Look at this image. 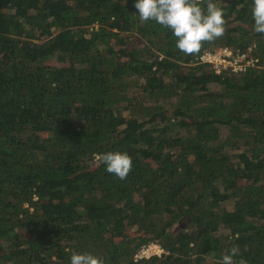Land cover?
Masks as SVG:
<instances>
[{
    "label": "trees",
    "instance_id": "trees-1",
    "mask_svg": "<svg viewBox=\"0 0 264 264\" xmlns=\"http://www.w3.org/2000/svg\"><path fill=\"white\" fill-rule=\"evenodd\" d=\"M135 3L0 0V264H222L233 245L234 264H264L254 0H213L225 35L195 55ZM225 47L259 62L201 58ZM107 152L132 158L126 179Z\"/></svg>",
    "mask_w": 264,
    "mask_h": 264
},
{
    "label": "clouds",
    "instance_id": "clouds-1",
    "mask_svg": "<svg viewBox=\"0 0 264 264\" xmlns=\"http://www.w3.org/2000/svg\"><path fill=\"white\" fill-rule=\"evenodd\" d=\"M203 2L204 0H136L135 8L142 23L154 20L170 29L177 38L176 48L185 55H195L201 51L203 42H211L225 35L223 11L213 0H207L206 9L201 7ZM252 16L254 31L264 34V0H254ZM97 159L106 165L108 173L121 180L126 179L133 168L132 158L124 152L103 153ZM239 254V247L233 245L229 253L223 255L222 264H234V257ZM71 264H104V261L90 253L73 252ZM239 264L247 262L241 259Z\"/></svg>",
    "mask_w": 264,
    "mask_h": 264
},
{
    "label": "built area",
    "instance_id": "built-area-1",
    "mask_svg": "<svg viewBox=\"0 0 264 264\" xmlns=\"http://www.w3.org/2000/svg\"><path fill=\"white\" fill-rule=\"evenodd\" d=\"M215 54L216 52L206 51L201 55V58L203 60L215 62V66L217 67L218 70H220L221 67L219 66L220 63L221 65L231 66V68H233L234 70H238V69H245L248 65L257 64V61L259 60L258 56L248 55L246 51L241 52L236 56L230 58L229 56L232 55V51L229 48L225 47L222 49V53H220V57L222 58V60H219L220 62L217 63L218 60L215 59L214 57ZM162 251L163 248L160 245H157L155 243H150L141 249L139 255L149 256L154 253L160 254Z\"/></svg>",
    "mask_w": 264,
    "mask_h": 264
},
{
    "label": "rangeland",
    "instance_id": "rangeland-1",
    "mask_svg": "<svg viewBox=\"0 0 264 264\" xmlns=\"http://www.w3.org/2000/svg\"><path fill=\"white\" fill-rule=\"evenodd\" d=\"M250 48H251V46H250ZM220 49H221V48H220ZM220 49H218L217 52H216V54L214 55L215 59L218 60L217 63L220 62L219 60H222V58L220 57V53H222V49H221V50H220ZM157 245H158V244H157Z\"/></svg>",
    "mask_w": 264,
    "mask_h": 264
}]
</instances>
